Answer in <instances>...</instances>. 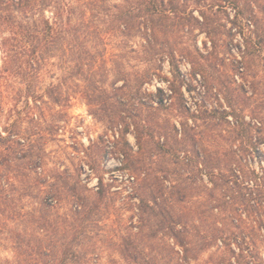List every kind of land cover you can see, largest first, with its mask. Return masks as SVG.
<instances>
[{
	"label": "trees",
	"instance_id": "obj_1",
	"mask_svg": "<svg viewBox=\"0 0 264 264\" xmlns=\"http://www.w3.org/2000/svg\"><path fill=\"white\" fill-rule=\"evenodd\" d=\"M188 1L0 0V247L12 255L0 264H180L196 259L197 244L199 253L220 249L219 244L235 253L232 238L264 237V166L257 172L246 159L257 154L264 115L247 121L232 110L222 116L202 107L194 114L178 102L173 87L145 93L144 81L132 86L123 80L107 92L92 82L93 92L84 87L81 97L123 140L124 187L112 191L119 180L109 183L99 174L91 147L73 148L75 165L44 168L42 141L59 128L56 116L71 104L62 93L66 81L79 88L76 81L103 78L107 47L124 48L130 41L139 45L143 70L131 75L118 70L116 78H163L165 59L175 72V35L168 23L193 28ZM201 15L207 35L218 34L220 25ZM238 17L233 28L257 27L254 16L246 25ZM168 35L174 37L171 44ZM54 68L60 82L42 85L44 78H54ZM55 108L59 111L52 112ZM168 110L184 119L180 130L162 119ZM228 116L234 117L227 128L232 141L227 151L213 153L203 135L222 134ZM131 130L135 152L126 140ZM189 152L196 156L195 192L184 178L191 168ZM92 176L97 184L89 187ZM194 193L198 208L192 219L179 206ZM125 212H133L137 223Z\"/></svg>",
	"mask_w": 264,
	"mask_h": 264
},
{
	"label": "rangeland",
	"instance_id": "obj_2",
	"mask_svg": "<svg viewBox=\"0 0 264 264\" xmlns=\"http://www.w3.org/2000/svg\"><path fill=\"white\" fill-rule=\"evenodd\" d=\"M189 0L186 5V12H192L196 18V24L193 20L189 23L193 28H176L168 23V29L175 35L174 47L176 52V65L170 66L169 60L165 59L162 65L163 78H116V72L122 70L127 75L133 74L137 70H143V66L137 59L141 56L139 45L136 41H130L124 48L116 44H110L104 52L105 60L103 66L106 74L103 78L85 79V83L76 81L79 88H74L73 80L68 79L62 89V93L71 97V104L62 109V114H58L59 128L52 132V135L44 144V168L62 170L72 164L78 163L71 158L73 148L80 150L91 147V156L96 162L97 169L105 181L111 183V178H116L119 182L115 183L112 191H120L124 185H120V180L124 172L119 170L122 160L123 140L118 138L116 133L107 129L103 121L94 117L91 108L87 106L86 101L82 99L84 92L91 94L94 90V83L107 92H112V84L119 87L123 80H128L134 86L137 81H144L142 92L155 93L157 88L169 92L170 87L175 88L178 102L184 103V106L190 113L196 114V109L202 107L208 111L217 110L218 115L222 112L235 111L236 114L244 116L248 121L251 117L258 119L259 115H264V0ZM201 10V11H200ZM201 12H204L208 18V23L220 25L218 34L207 35L204 28H201L199 22H203ZM235 16H239L238 24L249 16H254L257 21V27H235L231 23ZM241 28V29H240ZM241 30V31H240ZM169 36V35H168ZM169 44L173 43L174 37H168ZM139 52H132V50ZM101 53V50H100ZM54 70V78H44L42 85H57L61 78H58L59 71ZM63 80V79H62ZM150 80V81H149ZM94 82V83H92ZM92 83V84H91ZM54 109L52 112H57ZM108 114V113H107ZM107 114L105 116H107ZM223 116V115H222ZM104 118V117H103ZM169 121L168 126L175 125L177 130L181 129L183 118L173 110L163 112V118ZM221 122L222 134L206 133L203 135L205 146H211V150L220 153V150H228L232 137L228 136V127L234 122L233 116H228ZM194 120L190 119L189 126L194 128ZM256 137L258 134L254 133ZM192 140L196 148V131L191 132ZM260 137V139H259ZM256 144L257 154L247 156L248 166L259 171L264 161V130L260 132ZM126 140L129 146L136 151V138L132 130L127 134ZM240 140L235 144L238 146ZM192 146V147H193ZM235 148V147H234ZM191 168L187 183L191 184V192L196 191V156L192 152L187 154ZM194 166V168L192 167ZM261 165V166H260ZM70 168V167H69ZM191 170V171H190ZM86 173L82 175L84 178ZM97 184L96 177L89 179V187ZM187 199L181 206L184 212H187L192 219L198 208L195 197ZM185 207V208H184ZM245 216V214H242ZM124 217H132L133 223H137V218L133 212H125ZM198 222L196 220V235L198 231ZM196 236V244H197ZM232 250L213 247L209 250L199 253L198 244L196 245V259H188L187 263L180 264H264V237H251L249 234H241L240 237L229 242ZM255 247L257 252L251 254L248 251ZM180 250V248H178ZM243 250L241 253L239 250ZM194 253H190L192 258ZM183 255V254H180ZM11 253L0 247V260L11 259ZM178 257V256H174Z\"/></svg>",
	"mask_w": 264,
	"mask_h": 264
}]
</instances>
